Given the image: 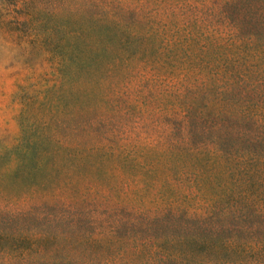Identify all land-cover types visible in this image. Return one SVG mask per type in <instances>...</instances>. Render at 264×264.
Returning a JSON list of instances; mask_svg holds the SVG:
<instances>
[{
	"label": "rangeland",
	"instance_id": "rangeland-1",
	"mask_svg": "<svg viewBox=\"0 0 264 264\" xmlns=\"http://www.w3.org/2000/svg\"><path fill=\"white\" fill-rule=\"evenodd\" d=\"M64 1L34 0L46 8L26 10L0 0V247L33 248L0 251V264H196L163 251L148 259L172 239L223 230V219L233 232L264 230L241 207L228 217L206 209V189L231 185L223 175L206 179L227 170L212 164L214 153L264 142V119L163 115L160 88L116 59ZM199 2L190 10L264 39V0ZM207 79L193 86L204 91ZM207 83L264 94L258 77Z\"/></svg>",
	"mask_w": 264,
	"mask_h": 264
},
{
	"label": "trees",
	"instance_id": "trees-1",
	"mask_svg": "<svg viewBox=\"0 0 264 264\" xmlns=\"http://www.w3.org/2000/svg\"><path fill=\"white\" fill-rule=\"evenodd\" d=\"M20 1L26 10L46 8L34 5V0ZM197 3L199 6V0H65L60 7L84 14L89 27L99 35L97 40L116 59L160 88L156 103L163 115L198 112L214 121L264 119V94L243 96L207 83L236 77L264 79V39L241 34L212 14L191 11ZM204 75L208 78L206 90L201 91L193 84ZM214 155L218 160L212 164L225 162L227 170L213 169L206 179L214 181L223 175L231 185L218 191L206 189V209L217 214L221 208L228 217L241 207V215L249 218L240 216L242 220L264 224V142L248 140L237 153ZM177 202L170 200V206ZM229 219H223V230L205 237L172 239L169 246L157 245L148 262L163 251L173 263L179 259L180 263H194L193 258H199L196 264H264V230L256 234L253 230L233 232L225 221ZM14 245L0 247V251L33 252L31 246L19 245L17 249Z\"/></svg>",
	"mask_w": 264,
	"mask_h": 264
}]
</instances>
